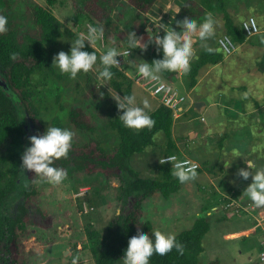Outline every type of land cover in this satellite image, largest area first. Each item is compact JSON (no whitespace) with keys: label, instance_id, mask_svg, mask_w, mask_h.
<instances>
[{"label":"rangeland","instance_id":"rangeland-1","mask_svg":"<svg viewBox=\"0 0 264 264\" xmlns=\"http://www.w3.org/2000/svg\"><path fill=\"white\" fill-rule=\"evenodd\" d=\"M10 1L11 7L6 11L14 26L24 31H36L34 6H47V0ZM182 1L184 0H160L154 9L143 14L130 7L129 0H100V4L108 5L107 8L112 9L110 22L114 23L119 31L114 33V27L109 26L110 28L104 30L103 37L93 43L99 50L92 47L102 55L105 49L110 48L108 38L113 43L112 40L117 36L116 46L128 49L122 46L127 42L129 31L143 37L141 43L147 41L149 28L153 32L163 34L161 25L165 28L177 26L175 18H180L178 11ZM256 1L255 6L246 8L235 0L230 2L227 0L229 8L231 6L233 20L242 21L248 14L264 13V5H258L259 0ZM53 11L66 27L79 34L86 32L90 24L83 23L82 18L75 23L72 0H58ZM2 12L0 11V15H3ZM259 15L264 18V15ZM204 17L197 21L201 22ZM214 18L217 22L215 34L206 43L208 48L222 53L217 40L225 34L224 20L221 15ZM235 24L238 25L237 22ZM192 39L194 55L190 64L202 50L206 49L201 45L197 34H193ZM71 41L67 38L59 39L58 44L50 49L51 55L54 57L59 51L69 52ZM254 41L255 37L245 44L237 43L238 48L233 55H225L221 63L204 67L192 91L189 88L188 72L178 71V82L175 86L187 97L184 103L185 113L174 117L172 142L176 147L172 148L169 145L170 140L165 134L160 133L152 146L144 153L135 155L131 161L133 168L142 177H161L164 167L170 166L159 162L163 156H167L165 154L174 153L178 159H195L200 164L203 172H197L195 179L182 183L180 191L171 195L169 199L163 198L160 194L146 199L143 202L142 217L152 221L155 230L177 236L189 230L199 216L205 214L210 216L214 209L211 206L217 205L222 212L213 213L211 231L203 239L204 252L200 256L202 264H208L215 259H219L220 264H264L260 259L262 238L260 226L255 224L256 220L253 216L245 214L244 208L240 206L225 207L230 196L227 194L234 192L236 195L239 186L251 183V176L244 180L236 175L237 170L247 167L245 164L247 160H252L257 167H264V151L258 149V146L264 148V135L258 139L259 128H264V72L258 70L264 51L262 46L255 44ZM153 46L149 45L147 50L151 51ZM144 60V55L132 53L125 65L123 64L128 68L126 74L130 78L135 76L136 68ZM96 70L94 66L87 73H79L75 79L61 73L57 67L55 74L44 70L33 77L32 92L34 101L40 109L44 131L48 124L55 125L54 120L58 118L64 127L75 133L72 144L82 146L99 141L101 147L111 151L120 141L118 134L110 126L113 119L112 107L117 103L112 96L116 93L105 83L102 88L97 89L95 96L90 94V89L94 87L90 81L93 80ZM103 90L110 94L111 101L101 99L100 94ZM133 92L138 103L144 97L151 101L150 112L161 105L157 97L151 96L136 83ZM85 96L90 97L87 99ZM198 103L201 104L200 108H196ZM73 105L85 108L96 126L94 134L79 130L71 123L69 109ZM244 112L247 115L244 116ZM247 117L258 119L259 122L256 123L255 120L248 128L244 126ZM29 126L32 135L39 134L36 130L42 128V126L35 128L31 123ZM236 126L243 131L242 136L231 134V141L226 140L227 137H224L227 136L226 132L235 129ZM252 131L256 135L252 136ZM221 138H225V143L232 145L220 150ZM254 155L259 160H255ZM225 160L232 163L226 166ZM63 169L67 176L57 185L46 182L35 173L34 177H31V170L22 169L18 187L29 186L30 179L34 178V183L41 192V197L37 198L35 203L41 199L43 205L50 210L44 214L45 211L38 210L34 202L31 203V198L29 199L27 204L29 211L25 218L30 227L28 232L19 237L21 243L18 252L27 258L30 264H71L74 257L78 258L77 264H96L90 251V240L86 232L88 226L106 234L109 225L112 223L116 226L119 215L126 214L133 206L135 194L127 196L122 190V187L126 188V183L132 180L128 174L122 173L121 179H107L101 174L78 171L74 164H69ZM211 178H216L213 184ZM216 186L219 191L216 190ZM236 196L244 206H248V203L255 205L244 192ZM21 199L22 195L20 197L18 193L14 196L16 201L13 210L19 208ZM261 207L264 208L260 206L256 210ZM245 229L251 231L250 237L243 233ZM119 264H124V261Z\"/></svg>","mask_w":264,"mask_h":264},{"label":"trees","instance_id":"trees-1","mask_svg":"<svg viewBox=\"0 0 264 264\" xmlns=\"http://www.w3.org/2000/svg\"><path fill=\"white\" fill-rule=\"evenodd\" d=\"M57 1L47 0V6H34L37 30L24 31L15 27L9 19L6 10L11 7V1L0 0V11H3L2 14L8 20L7 31L0 34V77L20 99L17 102L0 86V264H30L29 260L22 257L21 253L18 252L21 243L19 237L28 232L30 227L27 218H25L29 211L27 207L29 199L31 198V203L34 202L38 210L45 211L44 214L50 211L43 205L41 199L35 203V200L41 197V192L35 185L34 178L30 179V184L27 187H18V182L22 178L21 157L28 146L25 126L31 123L34 124L35 128L42 126V128H37V133L42 134L44 131L40 109L34 101V92H32L33 77L44 70L55 74L56 66L53 64L50 49L58 44L59 39L74 40L79 35L78 32L66 27L54 13L53 7ZM159 1L129 0L128 4L136 12L147 14L154 9ZM72 2L75 11V23H78L82 18L83 23L90 22L103 28V31L113 26L114 33H118L116 32L119 31L116 25L110 22L112 9L107 8L108 5L100 4V0H87L86 2L72 0ZM208 12L213 13L214 16H222L225 34L231 36L238 44L246 41L242 25H236L228 11L227 0H184L180 5L178 14L180 18L188 15L193 19L201 20ZM180 27L177 24L175 28L179 29ZM116 38L117 36L112 40L113 43L108 38L110 41L108 44L110 47L123 49L120 48V45L116 46ZM122 47H128V43L125 42ZM128 49L131 50V54L144 55V61L149 63L162 55V49L157 51L155 45L151 51L142 52L139 48L130 49L129 47ZM211 49L212 51L202 50L195 61L190 64L188 74L191 89L196 87L199 73L204 67L216 65L224 59L221 52ZM85 50L96 52L99 65L100 54L98 51L90 47L88 42H85ZM126 69L128 68L113 66L111 71L114 75L109 81L98 78L97 69L93 80L90 81L94 85L90 89V94L95 96L97 89L102 88L105 83L121 97L134 94L135 81L126 74ZM260 69L264 70V58L260 64ZM135 71H138V67ZM178 71L165 70L159 75L168 83H175ZM101 94V99L111 101L107 91L103 90ZM85 97L88 99L90 96ZM59 99L60 97H58ZM112 110L113 119L110 121V126L119 136L120 141L117 147L108 151L101 147L99 141L82 146L72 144L66 158L62 157L53 161L55 167L63 168L69 164H74L78 171L101 174L107 179H121L123 178L122 173H126L132 178L129 183H126V188L122 187L123 194H127V196L135 194L131 210L124 215H119L116 226L111 223L106 234L92 226H88L86 230L90 240V251L96 264H119L122 262L128 237L137 233L138 228L151 236L152 232L156 230L152 221L142 217L143 202L155 194H160L163 198L169 199L171 195L180 191L182 185L171 174V165L164 167L161 177H142L131 164L133 157L144 153L146 149L152 146L160 133L166 135L172 148L176 147L172 142V128L175 120L173 110L161 104L151 111L155 123L151 127L144 126L139 130L123 125L118 118L123 110L118 109L117 103L113 105ZM69 119L79 130L91 134L96 131V126L82 106L73 105L69 109ZM54 124L64 127L58 118L54 120ZM219 146L220 150H224L226 147L225 138L220 139ZM197 172H203V169L199 168ZM30 176L34 177L33 171L30 172ZM17 193L20 194V197L22 195V199L19 208L13 210V204L16 201L14 196ZM211 207H215V205ZM212 216L213 213L210 216L208 214L199 216L189 230H185L176 236L177 240L183 244L182 253L175 248L164 255L154 253L150 257L149 264H202L200 256L204 252L203 239L211 230ZM208 264L220 263L218 260H214Z\"/></svg>","mask_w":264,"mask_h":264},{"label":"clouds","instance_id":"clouds-1","mask_svg":"<svg viewBox=\"0 0 264 264\" xmlns=\"http://www.w3.org/2000/svg\"><path fill=\"white\" fill-rule=\"evenodd\" d=\"M7 23V17L0 15V34L7 31ZM175 23L181 27L179 29L172 26L165 28L161 25L163 34L153 32L151 28L147 29L149 35L144 43H141L143 37H138L134 31L127 33V43L130 49L139 48L143 52L147 50L149 45H155L157 51L162 49V55L154 58L151 63L144 61L139 65L138 74L141 78L157 80L160 78L159 74L165 70L188 72L190 61L194 55L193 34L198 35L201 45L207 51H212L211 48L207 47L206 42L215 34L217 22L213 13H206L201 22L184 15L182 18H175ZM252 23L254 26L255 22L253 21ZM103 35V28L91 23L88 24L86 32H81L71 41L69 52L59 51L53 57V64L61 73L68 74L72 79H75L79 73L89 72L95 66L98 69V78L103 81L111 80L114 75L111 68L119 64L117 57L120 56V52L117 48L110 47L100 55L99 65H97L98 57L96 52L85 50V42H88L90 47H92L93 43L98 38L103 37ZM246 38L249 37L246 36ZM234 42L238 48L237 42L235 40ZM222 43L227 49L229 43L227 38ZM222 53L225 58L226 54L223 51ZM112 97L117 102L118 109L123 110L118 118L125 127L139 130L144 126L151 127L155 123L154 117L150 112L151 101L147 97H144L139 103L135 94L124 95L123 97L116 94ZM74 135L75 133L68 127L48 124L42 134L29 137L30 146L26 147L22 154L21 168L33 171L50 184H60L66 178L67 172L63 168L55 167L53 161L68 156ZM225 161L229 165L232 162ZM159 162L161 164L171 162V174L181 183L195 179L197 176L198 165L190 160L178 159L175 155H170L159 160ZM245 164L247 167L239 168L236 175L244 180H248L251 176V183L248 184L245 191L257 207L264 206V167H257L252 161H247ZM229 201L231 202V199ZM234 207H239L236 200ZM173 248L178 252H183V244L177 240L175 234L156 230L150 236L138 228L137 233L128 237L123 261L124 264H149L150 257L154 253L164 255L173 250ZM77 260L78 258L74 257L71 264H77Z\"/></svg>","mask_w":264,"mask_h":264},{"label":"built area","instance_id":"built-area-1","mask_svg":"<svg viewBox=\"0 0 264 264\" xmlns=\"http://www.w3.org/2000/svg\"><path fill=\"white\" fill-rule=\"evenodd\" d=\"M253 21L255 22L254 26L252 23ZM242 28H243L247 37L254 36L261 31L257 20L252 16L248 17L242 23ZM225 38H227V41H229L227 49L223 46V43H222L225 41ZM218 44H219L220 49L226 55L233 54L237 49L236 43L234 42V40L229 35L221 36L218 39ZM92 46L95 47L97 50H99L97 45L93 44ZM107 49H105L104 52ZM101 50H102V48H101ZM119 52H120V56L117 57L119 64L116 66L119 68H123L124 67L123 64L125 62V59L131 56V50L121 49V50H119ZM132 79L135 81L136 85L141 87L144 91L148 92L153 97H157V99L160 101L161 104L171 108L173 110L174 117H178L179 115L181 116L182 114L185 113L184 112V103L186 101V96L180 94L177 89H175L170 83L165 81V79H163L161 76L157 80H145V79L141 78L137 72L135 74V76L132 77ZM161 85H163V87H161ZM170 155H175V154H170ZM170 155H167V156H170ZM167 156H163L161 158V160L166 158ZM186 159L190 160L192 162H195L198 165L197 169H199L201 167L197 161L191 160L189 158H186ZM168 163H171V162H165V164H168ZM169 165H171V164H169ZM229 199H231V202L227 203L225 207L233 208L235 205V200H233V198H229ZM262 247H263V249L261 250L260 255H261V260L264 261V242L262 243Z\"/></svg>","mask_w":264,"mask_h":264},{"label":"crops","instance_id":"crops-1","mask_svg":"<svg viewBox=\"0 0 264 264\" xmlns=\"http://www.w3.org/2000/svg\"><path fill=\"white\" fill-rule=\"evenodd\" d=\"M254 1L255 2H257L256 0H235V2H239L241 5L240 6H245L246 8H250L251 6L253 7V6H255L254 4ZM229 2H230V0H229ZM230 4V3H229ZM261 5V6H263L264 5V0H259L258 1V5ZM227 6H228V4H227ZM243 8V7H242ZM234 10H236V9H234ZM228 11H229V13H230V15H231V17L233 18V14L231 13V6H230V8H229V6H228ZM259 14H262V15H264V13H255L254 15H251V14H248L247 16H244V18L242 19V21H238V20H234V22H237L238 24H241L242 25V23L248 18V17H250V16H252V17H254L256 20H257V22H258V24H259V26H260V32L258 33V34H256V35H254V36H251V37H249V38H246V41L245 42H247V41H249L250 42V39H252L253 37H255V41H254V43L255 44H258V45H260V46H262V49H263V51H264V18H262V16H260ZM234 19V18H233ZM224 35V34H223ZM222 35V36H223ZM221 37V36H220ZM245 42H243L242 44H245ZM128 58H130V57H128ZM128 58H126L125 59V62H124V65H125V63H126V60L128 59ZM263 58H264V54H263V56H262V59H261V61L259 62L260 64H261V62L263 61ZM224 60V59H223ZM127 66V65H126ZM125 66V67H126ZM261 69H262V67H261ZM260 69V65L258 66V70L259 71H261V72H264V70H261ZM138 72V71H137ZM136 72V73H137ZM177 77H178V75H177ZM177 82H178V80H176L175 81V83H170L175 89H177L178 91H179V93L180 94H182V95H184V96H186L184 93H182L175 85L177 84ZM190 88V87H189ZM194 89V88H193ZM190 90L192 91V89L190 88ZM245 90H246V88H245ZM187 97V96H186ZM244 116L245 115H247L245 112H244V114H243ZM241 118H242V116H241ZM243 120V119H242ZM256 119L255 118H250V117H247L246 118V120H245V124H244V126H248V128L250 127V125H252V123L255 121ZM259 121H258V119L256 120V123H258ZM238 128V129H237ZM262 128V127H261ZM252 136L253 135H256L255 134V132H253L252 131ZM231 134H233V135H235V136H238L237 134H239V136H242V134H243V131L242 130H240V128L238 127V126H236L235 127V129L233 128V129H230V130H228V132H226V135H227V139H230V141H231ZM258 134H259V136H258V139H261L260 138V136H263L264 135V128H262V129H260L259 128V130H258ZM230 145H232L231 143H226V147H229ZM261 146H258V149L259 150H261V151H264V148H262ZM255 150H256V148H255ZM254 150V151H255ZM255 157H254V159L256 160L257 158H256V155H254ZM195 160V159H194ZM238 160H240L239 158H238ZM242 160V159H241ZM247 160V159H246ZM257 160H259V159H257ZM243 161V160H242ZM247 161H252V160H247ZM227 161H225V163H226ZM235 162H237V160H235ZM253 162V161H252ZM224 163V164H225ZM232 163V162H231ZM240 163H241V161H240ZM239 164V163H238ZM226 166H229V164H228V162L226 163ZM202 168V167H201ZM216 178H211V181H212V184H213V180H215ZM210 181V182H211ZM248 184H250V182L249 183H246L245 185H242V186H239V188L237 189V191H236V195L237 194H239L240 195V193L241 192H244L246 195H247V192L245 191V189L247 188V186H248ZM215 190V185H213V190L212 191H214ZM216 190H220V189H218L217 188V186H216ZM227 195H230L229 196V198H233V200L235 199L236 200V202L238 203V205L241 207V208H244L243 209V211H245V214H247V215H251V216H253V218L256 220V222H255V224L256 225H258V226H260V229H259V231H260V234H261V242H260V245H261V243H263L264 242V208L263 207H261V209H259V210H256V208H257V206L256 205H254V204H251V203H248L247 205L248 206H244V204H241L238 200H237V196L234 194V192L233 193H231V194H227ZM248 196V195H247ZM228 198V199H229ZM230 201H228V203H229ZM214 209L215 208H217V209H215L214 211L217 213V212H222L221 210H219V207H217V206H215V207H213ZM209 214H210V212H208ZM211 213H214L213 212V210H212V212ZM255 215L257 216V217H255ZM260 218V219H259ZM225 222V221H224ZM211 231V230H210ZM209 231V232H210ZM208 232V233H209ZM219 232H220V230H219ZM263 232V233H262ZM244 234H245V236L246 237H250L251 236V231L250 230H248V229H245L244 230V232H243ZM263 249V247H262V245H261V250ZM261 250H260V254H261ZM260 259H261V255H260ZM216 260V259H215ZM219 260V259H218ZM213 261V260H212ZM220 261V260H219ZM262 261V260H261ZM221 262V261H220Z\"/></svg>","mask_w":264,"mask_h":264},{"label":"water","instance_id":"water-1","mask_svg":"<svg viewBox=\"0 0 264 264\" xmlns=\"http://www.w3.org/2000/svg\"><path fill=\"white\" fill-rule=\"evenodd\" d=\"M0 86L3 88V90L8 93L11 97H13L17 102L20 101L19 97L12 91V89L9 87V85L0 77ZM196 108H200L201 104H197ZM25 129L27 131V144L30 145L29 137L32 135L31 129L29 125L25 126Z\"/></svg>","mask_w":264,"mask_h":264}]
</instances>
